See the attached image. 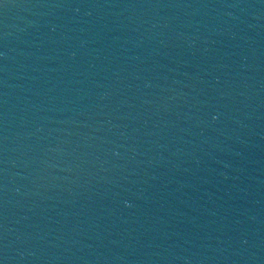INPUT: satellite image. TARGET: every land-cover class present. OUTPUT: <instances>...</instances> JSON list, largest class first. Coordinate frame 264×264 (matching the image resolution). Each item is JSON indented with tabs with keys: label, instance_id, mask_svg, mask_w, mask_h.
<instances>
[{
	"label": "water",
	"instance_id": "water-1",
	"mask_svg": "<svg viewBox=\"0 0 264 264\" xmlns=\"http://www.w3.org/2000/svg\"><path fill=\"white\" fill-rule=\"evenodd\" d=\"M0 264H264V0H0Z\"/></svg>",
	"mask_w": 264,
	"mask_h": 264
}]
</instances>
